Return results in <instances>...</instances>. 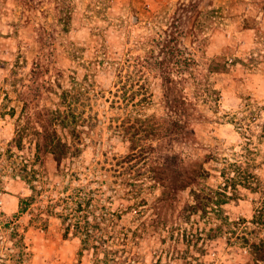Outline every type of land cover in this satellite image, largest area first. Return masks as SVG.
Segmentation results:
<instances>
[{"label":"rangeland","instance_id":"obj_1","mask_svg":"<svg viewBox=\"0 0 264 264\" xmlns=\"http://www.w3.org/2000/svg\"><path fill=\"white\" fill-rule=\"evenodd\" d=\"M162 73L193 107L175 144L183 168L196 163L203 186H225L219 213L238 221L231 230L264 240V0H0V264H89L66 224L77 216L83 226L87 207L111 213L128 193L110 169L127 154L134 117H170ZM23 102L71 109L75 135L62 133L69 155L59 170L30 162L26 139L14 147ZM131 215L118 223L133 228ZM225 240L202 261L251 264ZM160 264L179 263L162 255Z\"/></svg>","mask_w":264,"mask_h":264},{"label":"trees","instance_id":"obj_2","mask_svg":"<svg viewBox=\"0 0 264 264\" xmlns=\"http://www.w3.org/2000/svg\"><path fill=\"white\" fill-rule=\"evenodd\" d=\"M176 51L172 46L166 50L173 55ZM159 79L160 94L165 109L171 113L170 117H134V122L124 129L127 133L132 129L129 138H122L128 144L127 154L110 169L114 179H119L118 185L126 187L128 193L118 198L120 201L115 204L116 210L111 213L97 216L93 209L87 207L83 226L75 216L74 222L68 219L65 232L71 229L72 235L79 236L82 244L86 243L89 264H145L149 257H156L154 264H160L162 255L168 261L175 260L179 264H206L202 258L209 253L215 254L213 247L224 238V243L232 249L231 253L241 250L245 252L242 257L250 258L251 264H264V240L250 241L245 230L235 233L231 228L238 221L231 222L219 213L230 199L225 186L216 190L203 186L201 180L205 172L196 163H192L189 170L183 168L184 160L175 151V144L178 136L188 128L187 119L192 115L193 107L186 103V96L178 95L183 88L175 93L173 89L176 90V85L170 74H159ZM24 90H27L26 87ZM22 93L19 91L18 96ZM70 117H73L70 108H38L23 102L13 138L14 147L20 149L22 140L26 139L34 148L33 154L27 158L30 162L44 174L48 161L55 165L54 171L59 170L69 155L68 141L62 133L73 134L75 131ZM196 120L199 118L196 117ZM133 180H136L135 183H132ZM134 184L139 187L145 185L149 193L154 194L152 199L147 202L137 198L132 190ZM187 188L190 189V200L181 202L180 195ZM32 199V196L24 198L27 202ZM131 199L133 202L130 203ZM112 200L110 198L109 205L114 203ZM129 214L133 219V228L118 223L123 215ZM193 216H198V219L191 220ZM200 220L204 224L202 230H199ZM199 240L201 243L197 245ZM182 245L185 246L184 251L179 248ZM190 246L194 247V254H187Z\"/></svg>","mask_w":264,"mask_h":264}]
</instances>
